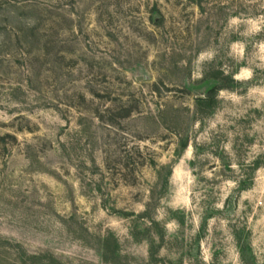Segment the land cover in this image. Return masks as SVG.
Wrapping results in <instances>:
<instances>
[{
	"label": "rangeland",
	"instance_id": "374dc122",
	"mask_svg": "<svg viewBox=\"0 0 264 264\" xmlns=\"http://www.w3.org/2000/svg\"><path fill=\"white\" fill-rule=\"evenodd\" d=\"M6 4L0 264H264V0Z\"/></svg>",
	"mask_w": 264,
	"mask_h": 264
},
{
	"label": "trees",
	"instance_id": "16d2710c",
	"mask_svg": "<svg viewBox=\"0 0 264 264\" xmlns=\"http://www.w3.org/2000/svg\"><path fill=\"white\" fill-rule=\"evenodd\" d=\"M7 1H9V0H0V11L5 5H7L6 4ZM9 5H11V3ZM29 7H32V6H29ZM216 77L217 78H215V79L219 80L221 77H223V74H221L220 76H216ZM220 91H221L220 87L214 88L209 92V94L206 98L198 99L197 100L198 107L199 108H214L217 104V97H218ZM184 148L185 149L187 148V144L184 145ZM32 258H35V257H32Z\"/></svg>",
	"mask_w": 264,
	"mask_h": 264
}]
</instances>
